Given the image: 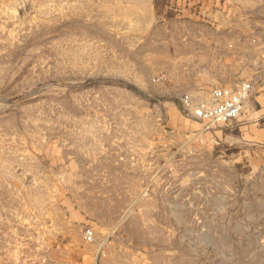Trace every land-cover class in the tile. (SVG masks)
Here are the masks:
<instances>
[{
    "label": "rangeland",
    "instance_id": "obj_1",
    "mask_svg": "<svg viewBox=\"0 0 264 264\" xmlns=\"http://www.w3.org/2000/svg\"><path fill=\"white\" fill-rule=\"evenodd\" d=\"M146 3L0 0V264H264L261 90L210 126L181 100L258 77L264 0ZM192 18L212 51L241 28L239 72L203 93L139 69L183 61Z\"/></svg>",
    "mask_w": 264,
    "mask_h": 264
},
{
    "label": "crops",
    "instance_id": "obj_2",
    "mask_svg": "<svg viewBox=\"0 0 264 264\" xmlns=\"http://www.w3.org/2000/svg\"><path fill=\"white\" fill-rule=\"evenodd\" d=\"M152 4L153 0H147L145 4L149 8V12ZM188 10L185 9L184 11L188 12ZM139 21L141 22V27L137 28L136 26H132L133 28H127L128 32L145 31L144 27L142 28L145 20L141 21L140 19ZM176 26H178L176 23L170 21L169 33L170 35L174 33L175 37H177L176 35L178 33ZM240 29L235 24L227 26L226 29L222 30L226 34L222 38V45L220 44L218 49L212 51L208 47V43L211 40V36L209 37V26L198 23L192 18L189 22H185V28L182 30L184 33L189 34L188 39L190 41L185 43L182 48H176L174 53L176 58L178 55L180 58L181 55L183 61H178L174 64L169 62L168 58L172 54L170 51H166L165 45H161L152 51L151 60L147 61L148 59H145L142 65L143 67L139 69L147 73L151 71L166 72L170 74L169 84L172 87H180L193 93L199 92L202 88H209L219 82L230 81L239 72L237 59L240 56ZM255 29L260 28L255 25ZM248 31H253V28H249ZM217 32L220 31L217 30ZM203 92L205 91L201 90L199 93ZM255 99L256 105H254L252 113L253 115H261L264 113V91L257 92Z\"/></svg>",
    "mask_w": 264,
    "mask_h": 264
},
{
    "label": "built area",
    "instance_id": "obj_3",
    "mask_svg": "<svg viewBox=\"0 0 264 264\" xmlns=\"http://www.w3.org/2000/svg\"><path fill=\"white\" fill-rule=\"evenodd\" d=\"M258 63L260 71L257 78H245L236 82H228L213 87L206 95L185 94L182 100L183 110L190 116L202 121L205 125L224 124L240 116L247 102L257 89L264 90V66ZM244 63L255 67V60L246 57ZM88 240H93L92 231L86 233Z\"/></svg>",
    "mask_w": 264,
    "mask_h": 264
},
{
    "label": "bare ground",
    "instance_id": "obj_4",
    "mask_svg": "<svg viewBox=\"0 0 264 264\" xmlns=\"http://www.w3.org/2000/svg\"><path fill=\"white\" fill-rule=\"evenodd\" d=\"M149 9V8H148ZM134 10V9H133ZM142 21V20H141ZM140 22V21H139ZM142 23H144V22H142ZM143 27V26H142ZM74 59L76 58V55L75 54H72L71 55Z\"/></svg>",
    "mask_w": 264,
    "mask_h": 264
}]
</instances>
